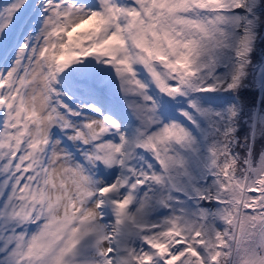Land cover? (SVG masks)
Returning <instances> with one entry per match:
<instances>
[{
  "label": "snow or ice",
  "instance_id": "6c2138e0",
  "mask_svg": "<svg viewBox=\"0 0 264 264\" xmlns=\"http://www.w3.org/2000/svg\"><path fill=\"white\" fill-rule=\"evenodd\" d=\"M0 264H264V0H2Z\"/></svg>",
  "mask_w": 264,
  "mask_h": 264
},
{
  "label": "rangeland",
  "instance_id": "374dc122",
  "mask_svg": "<svg viewBox=\"0 0 264 264\" xmlns=\"http://www.w3.org/2000/svg\"><path fill=\"white\" fill-rule=\"evenodd\" d=\"M0 2H2V0H0ZM252 94H249L248 96H245L246 98H249Z\"/></svg>",
  "mask_w": 264,
  "mask_h": 264
},
{
  "label": "trees",
  "instance_id": "16d2710c",
  "mask_svg": "<svg viewBox=\"0 0 264 264\" xmlns=\"http://www.w3.org/2000/svg\"><path fill=\"white\" fill-rule=\"evenodd\" d=\"M250 93H245V96H248Z\"/></svg>",
  "mask_w": 264,
  "mask_h": 264
}]
</instances>
